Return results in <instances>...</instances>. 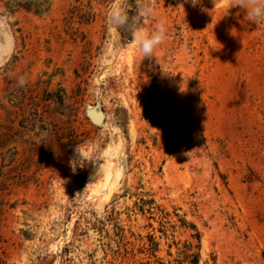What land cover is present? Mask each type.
I'll return each instance as SVG.
<instances>
[{
    "label": "rangeland",
    "instance_id": "374dc122",
    "mask_svg": "<svg viewBox=\"0 0 264 264\" xmlns=\"http://www.w3.org/2000/svg\"><path fill=\"white\" fill-rule=\"evenodd\" d=\"M79 4L0 0V264H264V22L136 0L144 59Z\"/></svg>",
    "mask_w": 264,
    "mask_h": 264
},
{
    "label": "clouds",
    "instance_id": "9594fccd",
    "mask_svg": "<svg viewBox=\"0 0 264 264\" xmlns=\"http://www.w3.org/2000/svg\"><path fill=\"white\" fill-rule=\"evenodd\" d=\"M192 3L197 4L199 0H192ZM233 4V8H237L243 13V23L258 25L264 22V0H233ZM138 14L141 16H151L153 15V10L151 6H144L138 10ZM107 22L111 26L125 25L128 22L126 11L119 6L111 9L107 15ZM132 38L144 59H152L154 58L155 51L168 39L166 21L164 19H158L151 32H145L143 29L137 28L133 31ZM16 83L22 88L25 86L26 80L21 76L17 79ZM75 153L78 155H75L68 161V166L73 173H75L77 168H83L88 164L86 157L79 150L78 145L75 148Z\"/></svg>",
    "mask_w": 264,
    "mask_h": 264
},
{
    "label": "trees",
    "instance_id": "16d2710c",
    "mask_svg": "<svg viewBox=\"0 0 264 264\" xmlns=\"http://www.w3.org/2000/svg\"><path fill=\"white\" fill-rule=\"evenodd\" d=\"M80 2V4L75 7V12L77 14H80V15H88L90 13L89 9H90V3L91 1L93 0H84L87 2L86 5L82 4L83 3V0H78ZM97 1V0H95ZM98 1H102L104 3H106L107 1L109 0H98ZM138 6L136 4V0H130V9L127 10V15H128V22L121 26V29L126 32L127 35H124L125 39L127 40H131L132 38V33H133V28H134V25H135V20H138L137 18H139V23H141V16L138 14Z\"/></svg>",
    "mask_w": 264,
    "mask_h": 264
},
{
    "label": "water",
    "instance_id": "95a60500",
    "mask_svg": "<svg viewBox=\"0 0 264 264\" xmlns=\"http://www.w3.org/2000/svg\"><path fill=\"white\" fill-rule=\"evenodd\" d=\"M89 117L92 120V122L96 123V124H100L103 120V114L101 112H89ZM93 118L96 120L94 121Z\"/></svg>",
    "mask_w": 264,
    "mask_h": 264
}]
</instances>
